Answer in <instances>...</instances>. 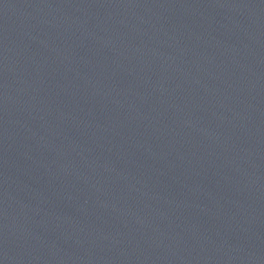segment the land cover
Returning a JSON list of instances; mask_svg holds the SVG:
<instances>
[{"label":"water","instance_id":"obj_1","mask_svg":"<svg viewBox=\"0 0 264 264\" xmlns=\"http://www.w3.org/2000/svg\"><path fill=\"white\" fill-rule=\"evenodd\" d=\"M128 264H264V0H74Z\"/></svg>","mask_w":264,"mask_h":264}]
</instances>
